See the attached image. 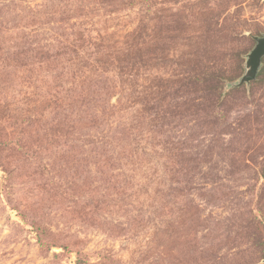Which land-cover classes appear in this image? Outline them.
Returning a JSON list of instances; mask_svg holds the SVG:
<instances>
[{"label": "rangeland", "instance_id": "1", "mask_svg": "<svg viewBox=\"0 0 264 264\" xmlns=\"http://www.w3.org/2000/svg\"><path fill=\"white\" fill-rule=\"evenodd\" d=\"M262 34L264 0H0V264H264Z\"/></svg>", "mask_w": 264, "mask_h": 264}, {"label": "water", "instance_id": "2", "mask_svg": "<svg viewBox=\"0 0 264 264\" xmlns=\"http://www.w3.org/2000/svg\"><path fill=\"white\" fill-rule=\"evenodd\" d=\"M256 41L255 47L247 55L245 64L246 72L240 79V81L233 86H241L243 84L249 85L252 81L257 78V75L261 69L262 62L264 59V34L254 38Z\"/></svg>", "mask_w": 264, "mask_h": 264}, {"label": "trees", "instance_id": "3", "mask_svg": "<svg viewBox=\"0 0 264 264\" xmlns=\"http://www.w3.org/2000/svg\"><path fill=\"white\" fill-rule=\"evenodd\" d=\"M263 60H264V59H263ZM124 132H125V131H124ZM128 134H129V133H128ZM128 134H127V135H128ZM117 136H118V135H117ZM100 143H101V142H100ZM111 144H112V143H111ZM101 146H102V147H105V146H107V145H106L105 143H103V144H101Z\"/></svg>", "mask_w": 264, "mask_h": 264}]
</instances>
